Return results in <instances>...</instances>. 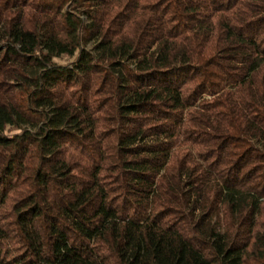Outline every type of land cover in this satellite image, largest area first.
Wrapping results in <instances>:
<instances>
[{
	"label": "trees",
	"instance_id": "16d2710c",
	"mask_svg": "<svg viewBox=\"0 0 264 264\" xmlns=\"http://www.w3.org/2000/svg\"><path fill=\"white\" fill-rule=\"evenodd\" d=\"M0 264H264V0H0Z\"/></svg>",
	"mask_w": 264,
	"mask_h": 264
},
{
	"label": "rangeland",
	"instance_id": "374dc122",
	"mask_svg": "<svg viewBox=\"0 0 264 264\" xmlns=\"http://www.w3.org/2000/svg\"><path fill=\"white\" fill-rule=\"evenodd\" d=\"M61 62H62V63H66V62H67V60H65V59H62V60H61Z\"/></svg>",
	"mask_w": 264,
	"mask_h": 264
}]
</instances>
